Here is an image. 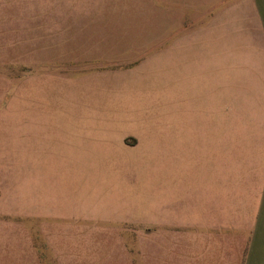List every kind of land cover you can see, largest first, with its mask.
Instances as JSON below:
<instances>
[{
	"label": "rangeland",
	"instance_id": "1",
	"mask_svg": "<svg viewBox=\"0 0 264 264\" xmlns=\"http://www.w3.org/2000/svg\"><path fill=\"white\" fill-rule=\"evenodd\" d=\"M255 13L0 0L5 264H264Z\"/></svg>",
	"mask_w": 264,
	"mask_h": 264
},
{
	"label": "crops",
	"instance_id": "2",
	"mask_svg": "<svg viewBox=\"0 0 264 264\" xmlns=\"http://www.w3.org/2000/svg\"><path fill=\"white\" fill-rule=\"evenodd\" d=\"M252 10L255 13L254 27L255 32L258 33V38H254V43L260 44V51L262 56H259L260 59L264 61V0H251ZM255 59V56H254ZM262 61V62H263ZM264 69V62L261 63ZM35 178V177H34ZM34 178L32 176V186H34ZM31 185V182H30ZM4 214L5 207L3 206V201H0V264H5V250L6 245H10L14 240L11 237H7L6 235H12V230H6L4 226Z\"/></svg>",
	"mask_w": 264,
	"mask_h": 264
}]
</instances>
